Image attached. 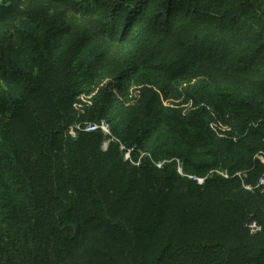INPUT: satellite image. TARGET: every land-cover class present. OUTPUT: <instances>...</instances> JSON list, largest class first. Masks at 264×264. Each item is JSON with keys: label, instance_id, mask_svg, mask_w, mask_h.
I'll use <instances>...</instances> for the list:
<instances>
[{"label": "trees", "instance_id": "16d2710c", "mask_svg": "<svg viewBox=\"0 0 264 264\" xmlns=\"http://www.w3.org/2000/svg\"><path fill=\"white\" fill-rule=\"evenodd\" d=\"M261 157L263 1H0V264H264Z\"/></svg>", "mask_w": 264, "mask_h": 264}, {"label": "built area", "instance_id": "2783aa9c", "mask_svg": "<svg viewBox=\"0 0 264 264\" xmlns=\"http://www.w3.org/2000/svg\"><path fill=\"white\" fill-rule=\"evenodd\" d=\"M0 1H2V0H0ZM260 1L264 2V0H260ZM90 98H91V96L90 97L81 96L80 99L83 100L84 102H86ZM211 127L220 137L225 136L223 132L230 131L229 127L223 126L220 122H215V123L211 124ZM80 131H84L87 133L102 132L104 134V136L106 137V140L102 146V149L104 151H107L113 142H117L120 145V150L124 153L125 160L133 162L132 156H131L132 151L127 150L123 144H121L119 141H117L114 138L113 133H112V129H111V125L106 120H103V121L98 122V123L78 124V125H76L70 129L69 134L75 138L77 136L78 132H80ZM261 159L264 161V157H261ZM177 161H178V173L180 175L184 176L183 164L181 163L180 160H177ZM163 165H164V163H158L157 164V166L159 168H162ZM212 173H216L218 175H221L222 177L229 178V173L226 171H224V172L223 171H215ZM237 175L242 176L241 173H239ZM195 180H197L199 184H203L205 182V179H195ZM261 184H264V180L261 181ZM249 229H250L252 234H255V233H258L261 231V227L257 223H252L249 226Z\"/></svg>", "mask_w": 264, "mask_h": 264}]
</instances>
